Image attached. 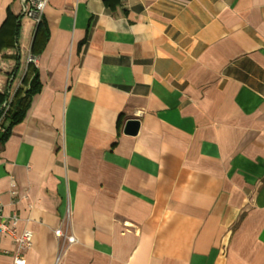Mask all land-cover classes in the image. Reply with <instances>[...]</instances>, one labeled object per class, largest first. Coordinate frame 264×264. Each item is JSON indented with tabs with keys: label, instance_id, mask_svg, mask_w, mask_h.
I'll return each mask as SVG.
<instances>
[{
	"label": "crops",
	"instance_id": "crops-1",
	"mask_svg": "<svg viewBox=\"0 0 264 264\" xmlns=\"http://www.w3.org/2000/svg\"><path fill=\"white\" fill-rule=\"evenodd\" d=\"M22 8L0 0V108L30 64L42 90L0 197L27 264H264V0H50L39 33Z\"/></svg>",
	"mask_w": 264,
	"mask_h": 264
},
{
	"label": "built area",
	"instance_id": "built-area-1",
	"mask_svg": "<svg viewBox=\"0 0 264 264\" xmlns=\"http://www.w3.org/2000/svg\"><path fill=\"white\" fill-rule=\"evenodd\" d=\"M49 3L50 0H22V14L29 18H32L37 24H39L43 19L44 13ZM13 98L14 94H10L9 98L6 100V102L0 109V137L1 134L5 131L4 121L7 113L9 112L12 106ZM4 209L5 204L3 203L0 197V233L8 234L14 239V264H27V260L24 254L25 251L28 250L31 246L33 233L29 229H26L24 231H18V218L16 216L12 217L11 221L9 220L7 222L4 216Z\"/></svg>",
	"mask_w": 264,
	"mask_h": 264
},
{
	"label": "trees",
	"instance_id": "trees-1",
	"mask_svg": "<svg viewBox=\"0 0 264 264\" xmlns=\"http://www.w3.org/2000/svg\"><path fill=\"white\" fill-rule=\"evenodd\" d=\"M106 1L109 2L112 0H106ZM117 2H120V0H117ZM110 5H111V2H110ZM7 23H8V20L5 22V24L1 28L0 36L3 33V31H5ZM43 24H44V20L42 19V21L38 24V33L43 29ZM14 27L15 28L13 30L12 37H13L14 43H16V40L19 34V23L17 21H15ZM28 83H29V88L27 90L20 89L14 95L12 106L9 112L7 113L5 117V121H4L5 131L1 134V137H0V139H2L3 141H7L11 136L13 128L25 119L28 113V110L30 109L32 105L34 97L38 95L42 90V84L40 81L39 71L32 64L29 65L27 75L23 81V84H28ZM8 98L9 96H6L4 103L6 102ZM3 104L1 105V108ZM6 122H9L8 126H6Z\"/></svg>",
	"mask_w": 264,
	"mask_h": 264
},
{
	"label": "water",
	"instance_id": "water-1",
	"mask_svg": "<svg viewBox=\"0 0 264 264\" xmlns=\"http://www.w3.org/2000/svg\"><path fill=\"white\" fill-rule=\"evenodd\" d=\"M140 130V122L138 120H129L126 124L124 133L129 136H136Z\"/></svg>",
	"mask_w": 264,
	"mask_h": 264
}]
</instances>
